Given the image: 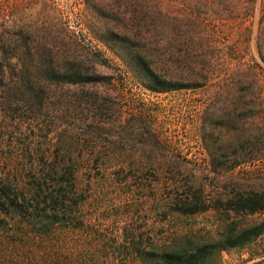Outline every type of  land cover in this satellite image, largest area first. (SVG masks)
I'll return each instance as SVG.
<instances>
[{"label": "rangeland", "instance_id": "obj_1", "mask_svg": "<svg viewBox=\"0 0 264 264\" xmlns=\"http://www.w3.org/2000/svg\"><path fill=\"white\" fill-rule=\"evenodd\" d=\"M139 14L158 23L134 27ZM110 28L137 34L166 78L198 84L188 65L209 61L207 86L150 91L101 40ZM5 42L12 58L0 85V182L17 176L29 187L47 157L70 156L80 208L74 226H55L43 239L27 228L13 237L1 225V264H141L130 257L131 237L148 250L166 239L219 237L225 213L168 212L177 197L192 191L204 207L234 198V186L264 188V0H0ZM48 53L56 66L70 59L103 81L47 82L40 106L9 97L23 63L36 83ZM244 125L242 141L256 145L236 161L234 127ZM235 161L242 165L234 171ZM257 250L224 252L217 264H264V251L251 258Z\"/></svg>", "mask_w": 264, "mask_h": 264}, {"label": "trees", "instance_id": "obj_2", "mask_svg": "<svg viewBox=\"0 0 264 264\" xmlns=\"http://www.w3.org/2000/svg\"><path fill=\"white\" fill-rule=\"evenodd\" d=\"M147 15L132 16L134 27H153L158 19L149 21ZM150 24V25H149ZM105 37L101 39L108 47L124 61L127 67L138 79L147 84V88L155 93H168L173 91L204 88L209 82L206 72L209 70L210 62H194L188 65L189 72L196 76L200 83H190L181 79L164 77L154 63L155 54L138 42L137 34L130 35L123 29H106ZM6 46V47H5ZM11 44L2 43L0 47V85L4 87L5 61L7 50H11ZM21 52V51H20ZM64 52L63 55H65ZM26 61L36 59L32 54L23 52ZM45 63L34 69L36 83L30 78L28 63H23L22 71L12 87L7 88L9 97L19 96L27 106H40L43 96L42 89L47 82L59 85H88L102 82L103 79L84 69L81 64H75L70 59L62 65L56 66L50 54H45ZM23 57V55H22ZM63 59V56H62ZM102 62V61H101ZM193 78V77H192ZM12 88V89H11ZM238 90V87H234ZM239 91V90H238ZM234 91V110L241 107V98ZM17 98V97H16ZM258 124L254 118L252 125ZM245 128V125L243 126ZM234 127V155L238 161L244 153L254 149L256 143L253 140L242 141L249 129ZM212 156V164L216 169L220 162ZM235 161V162H236ZM48 169L39 175H34V183L29 187H20V180L15 176V183L0 182V230L1 225L6 224L10 234L20 235L21 228H27L31 234L38 238L50 235L55 226H74L77 214L79 213V202L76 198V160L70 156L46 158ZM242 163H234L231 170H237ZM253 173V172H252ZM253 175V174H250ZM172 185V184H170ZM192 188V187H191ZM193 189V188H192ZM191 189V190H192ZM200 197L190 191L177 197L174 203L167 205L168 212H176L181 215H194L210 210L226 214L219 237L211 241L193 242L190 237L166 239L158 244H152L151 250L142 247L143 243L132 241L133 252L130 257L137 259L141 264H217L218 259L224 252L231 250H260L254 253L251 258L261 257L264 251V217L252 221L243 220L244 217H255L264 214V188L246 187L245 185L234 186V198L225 199L220 197L215 205H204L200 207ZM204 204H207L205 201ZM175 206V207H173ZM4 217V218H3ZM5 218H10L7 221ZM16 226H21L16 229ZM133 238V239H132ZM42 242V240H41ZM14 244V245H13ZM18 244L14 240L13 246ZM38 249V245L35 251ZM70 252L72 250L70 249ZM253 253V252H252ZM0 254L2 250L0 249ZM17 262L16 258H12ZM28 262L31 258H24ZM54 264L53 260H50ZM2 259H0V264Z\"/></svg>", "mask_w": 264, "mask_h": 264}]
</instances>
